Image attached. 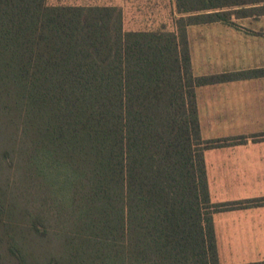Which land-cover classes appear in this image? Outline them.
I'll use <instances>...</instances> for the list:
<instances>
[{"label":"trees","instance_id":"obj_1","mask_svg":"<svg viewBox=\"0 0 264 264\" xmlns=\"http://www.w3.org/2000/svg\"><path fill=\"white\" fill-rule=\"evenodd\" d=\"M264 15V0H174L173 25L126 30L116 5L0 0V167L40 190L80 264H219L187 27ZM27 218V217H26ZM46 233V230H43Z\"/></svg>","mask_w":264,"mask_h":264},{"label":"crops","instance_id":"obj_2","mask_svg":"<svg viewBox=\"0 0 264 264\" xmlns=\"http://www.w3.org/2000/svg\"><path fill=\"white\" fill-rule=\"evenodd\" d=\"M187 27L195 76L264 68V15ZM201 138L226 139L203 152L213 203L264 198V75L196 87ZM219 264H264V204L212 214Z\"/></svg>","mask_w":264,"mask_h":264},{"label":"rangeland","instance_id":"obj_3","mask_svg":"<svg viewBox=\"0 0 264 264\" xmlns=\"http://www.w3.org/2000/svg\"><path fill=\"white\" fill-rule=\"evenodd\" d=\"M48 4L116 5L126 30L172 28L174 0H47ZM40 190L18 166L0 167V264H80L52 217L30 229L42 204ZM27 217V218H26ZM46 230V233L43 232Z\"/></svg>","mask_w":264,"mask_h":264}]
</instances>
